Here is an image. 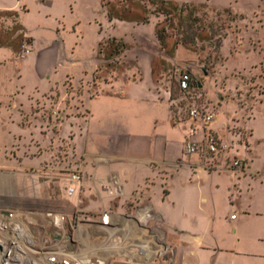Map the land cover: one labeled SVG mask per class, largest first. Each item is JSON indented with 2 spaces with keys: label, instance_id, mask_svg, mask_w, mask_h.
Listing matches in <instances>:
<instances>
[{
  "label": "crops",
  "instance_id": "1",
  "mask_svg": "<svg viewBox=\"0 0 264 264\" xmlns=\"http://www.w3.org/2000/svg\"><path fill=\"white\" fill-rule=\"evenodd\" d=\"M118 5L0 0V206L73 212L80 195L83 210L112 211L109 221L84 222L79 231L82 258L96 264H264L257 116L239 107L227 122L212 124L224 137L229 124L247 129L243 170L199 167L196 157L184 155L189 122L172 115V85L161 83L165 68H158L177 62L181 47L168 54L157 38V21L129 16L131 8L119 13ZM23 44L31 52L18 58ZM113 64L124 66L110 69ZM67 85L84 88L78 96L86 115L79 108H36L42 98L67 94ZM92 86L100 91L92 93ZM145 117L158 126L151 129ZM77 167L81 188L72 192L70 171ZM111 175L124 184L125 195L111 198L100 184ZM64 198L72 209L61 206ZM139 207L152 208L155 217L141 221Z\"/></svg>",
  "mask_w": 264,
  "mask_h": 264
},
{
  "label": "rangeland",
  "instance_id": "2",
  "mask_svg": "<svg viewBox=\"0 0 264 264\" xmlns=\"http://www.w3.org/2000/svg\"><path fill=\"white\" fill-rule=\"evenodd\" d=\"M116 1H118L119 4L117 7L119 13L124 9L128 12V9L131 8L134 12L129 16L141 18L148 14V16L152 17L157 23L161 22V26L166 23V15L159 10L157 4H151L149 2L150 0ZM138 1H141V3L139 4ZM208 1H231L234 6L214 7L208 2L183 3L187 5L183 15L188 13V10L195 11L194 17L197 18V22L194 27L197 29L196 32H198L199 35L193 42L190 39V42L185 45H177V47H181L176 56L177 62L172 63L165 61L163 65L158 64L159 69L165 68V71L161 75L163 80L161 83L172 85L173 90L178 93L177 78L179 73L176 69L182 66H189L192 76L202 84L201 90L204 97L212 103V106L216 110L217 117L215 120L218 118V120L223 123L226 117L231 115L233 110H238L239 107H244L251 111L252 114L256 115L258 120L256 138L253 144L259 153L257 160L260 165V170H263L264 0ZM12 18L16 19V15L12 16ZM167 23H171L169 32L173 33L171 36L167 37L166 50L169 51L176 39L174 33L179 32V37H181L182 34L186 38L190 36L186 33V25L180 24L179 22V13L173 11L171 17L167 19ZM8 33L10 34L11 31ZM120 47L121 46L118 45L115 46L113 52L119 51ZM123 64H113L110 69L114 67L121 69L122 66H124ZM14 82L13 80L12 83ZM83 89V87L77 89L71 85H67V94L58 92L57 94H51L50 100L42 98V100L38 101L36 108L44 111L56 110L63 113L67 112V110L74 113L76 108H79L82 116L84 114L86 115V108L84 109L82 107L83 102H81L78 96L83 92ZM90 90L92 93L100 91V89L95 86L90 87ZM9 98L10 101L7 103L8 108L9 105L12 106L14 104L12 100H14L15 95L14 97L11 95ZM145 103H147V101ZM152 120V118H144L145 123L147 125L149 124L151 129L158 126L156 121ZM114 152L115 153L110 154L120 156L119 153H116V151ZM46 201L52 204L53 201L56 200L46 199ZM59 201L61 202V206L64 207V210L73 208V202L69 198L60 199ZM45 206H47V204ZM61 206L60 208H62ZM70 206H72V208Z\"/></svg>",
  "mask_w": 264,
  "mask_h": 264
},
{
  "label": "built area",
  "instance_id": "3",
  "mask_svg": "<svg viewBox=\"0 0 264 264\" xmlns=\"http://www.w3.org/2000/svg\"><path fill=\"white\" fill-rule=\"evenodd\" d=\"M31 48L23 44L18 56L25 58ZM177 91L169 89L172 115L177 120L189 122L185 135L184 155L196 157L198 166L210 172L240 171L246 166L242 150L247 149V129L235 124L226 126L228 136L224 137L212 127L217 114L212 103L202 93V84L192 76L189 66L176 69ZM176 167H182L177 162ZM70 191L79 190L82 181L80 167L70 171ZM100 184L111 198L125 195L124 184L117 175H111ZM78 195L73 212L62 210L42 211L25 207L0 206V264H96L82 258L79 231L84 222L97 219L109 221L112 211L99 214L89 213L80 206ZM135 215L148 223L155 215L150 207H139ZM237 213L231 215L235 218ZM54 233H61L57 238Z\"/></svg>",
  "mask_w": 264,
  "mask_h": 264
},
{
  "label": "trees",
  "instance_id": "4",
  "mask_svg": "<svg viewBox=\"0 0 264 264\" xmlns=\"http://www.w3.org/2000/svg\"><path fill=\"white\" fill-rule=\"evenodd\" d=\"M149 2L151 4H157L159 6V10L166 15V19H165L166 23L163 26H161V22H158L156 27V35L162 47H166L167 37L173 34L172 32H169V27L171 23H167V19L171 17L173 11L179 13L180 24L186 25V33L190 37L186 38L183 34L181 35V37H179L178 35L179 32L174 33L176 39L173 42L171 50L167 51L168 54L173 55L175 48L177 47L178 44L185 45L186 43L190 42V39L193 42L195 38L198 37L199 33L196 32L197 29L194 27L195 23L197 22V18L194 17L195 11L188 10V13L183 15V12L185 11V8H187V5L183 3L182 4L176 3L173 2L172 0H150ZM138 3L140 4L141 1H138ZM143 20L144 21L149 20L148 14L143 17Z\"/></svg>",
  "mask_w": 264,
  "mask_h": 264
},
{
  "label": "water",
  "instance_id": "5",
  "mask_svg": "<svg viewBox=\"0 0 264 264\" xmlns=\"http://www.w3.org/2000/svg\"><path fill=\"white\" fill-rule=\"evenodd\" d=\"M53 235H54L55 237H57V238H60V237H61V233H59V232H57V233H54V232H53Z\"/></svg>",
  "mask_w": 264,
  "mask_h": 264
}]
</instances>
